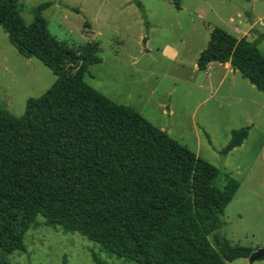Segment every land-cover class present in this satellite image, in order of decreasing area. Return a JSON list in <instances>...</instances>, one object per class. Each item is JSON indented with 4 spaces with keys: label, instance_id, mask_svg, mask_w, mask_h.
<instances>
[{
    "label": "trees",
    "instance_id": "1",
    "mask_svg": "<svg viewBox=\"0 0 264 264\" xmlns=\"http://www.w3.org/2000/svg\"><path fill=\"white\" fill-rule=\"evenodd\" d=\"M172 3L181 10L180 0ZM50 6L36 8L27 25L20 0H0V25L11 44L57 77L44 95L28 100L23 116L0 106V249L27 252L26 234L42 217L48 227L80 233L138 264L249 259L254 249L217 233L240 183L133 107L90 86L85 76L102 61L99 44L76 51L56 39L42 16ZM258 34L249 41L214 27L199 70L230 63L264 93V35ZM250 129L234 130L222 155L240 147Z\"/></svg>",
    "mask_w": 264,
    "mask_h": 264
},
{
    "label": "rangeland",
    "instance_id": "2",
    "mask_svg": "<svg viewBox=\"0 0 264 264\" xmlns=\"http://www.w3.org/2000/svg\"><path fill=\"white\" fill-rule=\"evenodd\" d=\"M20 0L27 25L42 12L51 35L81 51L90 41L100 47L101 63L91 65L85 81L115 102L133 107L147 120L199 157L230 174L240 187L217 233L241 245L264 248V93L239 72L225 74L215 63L198 69L210 30L221 27L254 41L264 35V0ZM232 19H234L233 22ZM151 23V33L146 29ZM241 22V23H240ZM241 25V26H240ZM240 26L241 29L238 27ZM231 33V32H230ZM150 38L145 52L143 39ZM260 39V38H259ZM264 55V40L259 42ZM55 74L39 59H27L0 25V106L21 117L30 98L44 95ZM252 127L249 143L226 165L221 151L232 132ZM224 182L220 183L223 188ZM213 242V238L211 237ZM27 252L7 254L9 264H138L119 259L80 233L45 225L42 217L25 237ZM227 264H250L239 258ZM254 264H264V258Z\"/></svg>",
    "mask_w": 264,
    "mask_h": 264
},
{
    "label": "crops",
    "instance_id": "3",
    "mask_svg": "<svg viewBox=\"0 0 264 264\" xmlns=\"http://www.w3.org/2000/svg\"><path fill=\"white\" fill-rule=\"evenodd\" d=\"M173 4V3H172ZM176 8V7H175ZM181 10H182V7H181ZM180 10V11H181ZM234 21V19H232V21L231 22H233ZM241 23V22H240ZM241 26V25H240ZM240 26H238L240 29H241V27ZM146 29L151 33V29H152V26H151V23H149V28H147L146 27ZM212 30V29H211ZM211 30H210V32L209 33H211ZM231 32V34H233V35H235L237 38H238V36H237V33L234 31V28H233V31H229V33ZM145 37V36H144ZM240 39V38H239ZM242 39V38H241ZM210 40V39H209ZM143 42H144V45H145V52H147L148 50H149V46H151L150 45V38H148V37H145L144 39H143ZM209 43V42H208ZM208 46V45H207ZM207 48V47H206ZM203 52V51H202ZM201 52V53H202ZM215 63L216 62H214V63H211L210 65H209V67H208V69L206 70V71H209L210 70V68L213 66L214 67V65H215ZM219 67H223V69L225 70V74L226 75H228V74H232V73H234V74H237V73H239V71L238 70H234L232 67H231V64L230 63H226V64H221V63H219ZM199 69V68H198ZM255 87V86H254ZM257 89V88H256ZM250 128H252V127H250ZM250 131H251V129H250ZM250 131H249V135H248V137H247V139H245V141L243 142V144L240 146V147H237V148H235V149H233L229 154H228V157H227V160H226V165L227 164H229V159L232 157V155L236 152V151H240V150H243L245 147H246V145L249 143V140H250V136H251V134H250Z\"/></svg>",
    "mask_w": 264,
    "mask_h": 264
},
{
    "label": "water",
    "instance_id": "4",
    "mask_svg": "<svg viewBox=\"0 0 264 264\" xmlns=\"http://www.w3.org/2000/svg\"><path fill=\"white\" fill-rule=\"evenodd\" d=\"M263 258L264 248L254 251L249 257V262L250 264H254L257 261L262 260Z\"/></svg>",
    "mask_w": 264,
    "mask_h": 264
}]
</instances>
